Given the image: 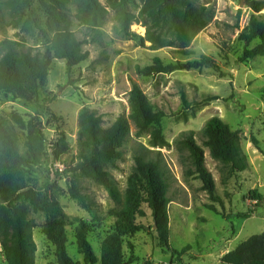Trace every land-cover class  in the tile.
<instances>
[{
  "label": "rangeland",
  "instance_id": "rangeland-1",
  "mask_svg": "<svg viewBox=\"0 0 264 264\" xmlns=\"http://www.w3.org/2000/svg\"><path fill=\"white\" fill-rule=\"evenodd\" d=\"M198 1L209 2L215 10V18L186 50H152L149 43L143 46L137 39L116 38L113 14H110L102 30L101 43L84 46V51L89 53L87 61L70 73L64 61H53L40 86L37 107L28 106L10 94H0V115L17 132L21 151L31 125L44 131L50 149L59 131L67 135L70 152L59 162L48 158L34 168L31 184L48 189L65 213L66 248L72 264H89L77 238L84 223L88 226L87 240L96 255V264H102V241L114 223L116 209L103 186L69 171L77 163L79 113L85 107L94 110L102 117L106 128L118 117H128L133 83L140 85L157 110L167 114L163 119L164 135L172 147L160 151L169 169L170 236L167 247L154 229L151 210L144 205L146 217L137 219L143 229L124 242L125 259L135 258L128 264H175L173 251L186 247L190 249L182 257L184 264H222V258L240 243L264 233V200L258 202L250 198L254 191L264 198V58L240 62L245 49H252L262 41L255 39L246 45L239 39L253 15L264 23V6L255 14L245 0ZM137 4H141V0H137ZM74 29L79 39L91 41V36H86L88 30L76 21ZM132 31L140 36L146 33L141 25H133ZM4 37L13 39L14 31L8 30L3 36L0 30V41ZM29 45L36 47L38 43L35 39L29 40ZM201 56L213 58L224 77L213 69L175 71L154 77H142L136 71L138 67L152 65L157 57L168 65L195 61ZM182 92L187 96L189 108H185ZM206 97L217 99L204 101ZM214 117L240 132L249 163L245 172L230 178L228 169L205 150L207 167L214 176L217 196L223 203L214 204L229 216L228 219L206 208L213 202L200 191L199 180L185 178V169L173 147L180 134L191 130L199 132ZM138 143L147 145L148 137L137 139L132 127L123 159L117 169H110L123 194L127 177L133 170L132 155ZM198 143H201L199 139ZM79 196L82 201L77 199ZM30 218L38 224L33 233L37 246L35 264H60L54 244L43 231L46 216L32 213ZM0 264H9L1 245Z\"/></svg>",
  "mask_w": 264,
  "mask_h": 264
},
{
  "label": "trees",
  "instance_id": "trees-1",
  "mask_svg": "<svg viewBox=\"0 0 264 264\" xmlns=\"http://www.w3.org/2000/svg\"><path fill=\"white\" fill-rule=\"evenodd\" d=\"M245 2L255 14L264 6V1ZM209 4L198 0H141V4H137V0H0V30L3 36L8 30L14 31L13 39L4 37L0 41V94H10L28 106L37 107L40 86L53 61H64L67 73L87 61L89 53L84 51V46L101 43L102 30L110 14L114 18L116 38L137 39L143 46L149 43L152 50H186L214 20L215 10ZM75 21L88 30L86 36L90 35L91 41L78 38ZM133 25L144 27L145 36L133 32ZM34 39L38 43L36 47L29 45V40ZM239 39L246 45L255 39L262 41L252 49H245L240 62L264 58V23L256 15L251 17ZM203 69H213L224 77L218 63L209 56L168 65L157 57L152 65L138 67L136 71L142 77H154ZM215 99L206 97L204 101ZM129 101L130 115L118 117L107 128L94 110L85 107L80 111L77 163L69 168L70 172L80 173L103 186L116 205L114 223L102 241V264H128L135 260L133 256L125 259L124 242L128 236L143 229L137 219L146 217L144 205L152 212L163 245L168 247L170 236L169 169L160 151L172 147L164 135L163 119L167 114L155 108L137 83L132 84ZM182 101L185 108L190 107L184 92ZM132 127L135 137H148V143H138L133 150L134 166L123 194L110 169H117L123 159ZM173 147L185 169V178L199 180L200 191L213 202L206 208L228 219L229 216L214 204L220 203L221 199L217 196L214 176L207 167L205 150L208 149L211 158L228 169L230 178L245 172L249 163L240 132L214 117L199 132L191 130L180 134ZM69 152L65 132L59 131L50 149L44 131L32 125L27 129L21 151L17 132L0 115V245L9 264H35L37 246L33 233L38 224L30 218L32 213L46 216L43 231L54 244L60 264H72L66 248L65 213L48 189L31 184L34 168L48 158L59 162ZM250 198L258 202L264 200L257 191L252 192ZM77 199L82 201L80 196ZM87 230V224H82L78 242L87 263L96 264ZM189 249L174 250V263L184 264L182 257ZM221 263L264 264V233L240 243L222 258Z\"/></svg>",
  "mask_w": 264,
  "mask_h": 264
},
{
  "label": "water",
  "instance_id": "water-1",
  "mask_svg": "<svg viewBox=\"0 0 264 264\" xmlns=\"http://www.w3.org/2000/svg\"><path fill=\"white\" fill-rule=\"evenodd\" d=\"M154 229H157V226L156 225L154 226Z\"/></svg>",
  "mask_w": 264,
  "mask_h": 264
},
{
  "label": "crops",
  "instance_id": "crops-1",
  "mask_svg": "<svg viewBox=\"0 0 264 264\" xmlns=\"http://www.w3.org/2000/svg\"><path fill=\"white\" fill-rule=\"evenodd\" d=\"M201 185H199V187H200Z\"/></svg>",
  "mask_w": 264,
  "mask_h": 264
}]
</instances>
